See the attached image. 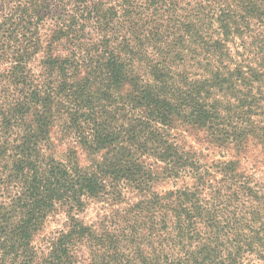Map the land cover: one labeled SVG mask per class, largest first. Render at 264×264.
Wrapping results in <instances>:
<instances>
[{
  "label": "trees",
  "instance_id": "1",
  "mask_svg": "<svg viewBox=\"0 0 264 264\" xmlns=\"http://www.w3.org/2000/svg\"><path fill=\"white\" fill-rule=\"evenodd\" d=\"M0 264H264V0H0Z\"/></svg>",
  "mask_w": 264,
  "mask_h": 264
},
{
  "label": "rangeland",
  "instance_id": "2",
  "mask_svg": "<svg viewBox=\"0 0 264 264\" xmlns=\"http://www.w3.org/2000/svg\"><path fill=\"white\" fill-rule=\"evenodd\" d=\"M47 56V52H41L39 56H37L36 61L34 62V66L37 67V71L40 70V62L44 60ZM108 111V110H107ZM50 143L45 148L44 152L49 157H53V159L60 162H67L70 159L77 161L81 167L90 168L93 165L94 159L99 161H104V157L102 158V153L97 157H91L89 153H87L79 144L75 134L71 132L66 125L64 119H56L52 127L50 128ZM187 140L195 144L189 134L185 133ZM170 188V186L162 184L156 190L164 191ZM136 194L127 195V202H136ZM130 200V201H129ZM109 202V203H108ZM116 204L114 201H90L87 203L85 212L80 214V218L85 220L87 223L91 222H100L104 217L117 215L120 211V208H125L127 205ZM118 222V217H117ZM67 223V214L65 213V209H60V211L56 213L50 214L46 224L44 231L42 234L36 239L35 246L38 250L47 251L50 246V241L53 239V235L56 234L59 230H62Z\"/></svg>",
  "mask_w": 264,
  "mask_h": 264
}]
</instances>
